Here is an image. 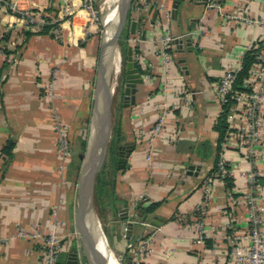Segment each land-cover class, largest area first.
<instances>
[{
  "label": "crops",
  "instance_id": "1",
  "mask_svg": "<svg viewBox=\"0 0 264 264\" xmlns=\"http://www.w3.org/2000/svg\"><path fill=\"white\" fill-rule=\"evenodd\" d=\"M6 1L16 9L0 6V264H43V242L31 237L37 229L55 232L60 240L56 264H70L71 247L75 241L79 245L80 170L72 156L61 158L57 150L52 113L55 108L62 118L73 152L72 144L94 116L101 44L97 25L82 8L83 0ZM158 2L171 11L169 20L155 9ZM172 4L134 0L130 9L137 31L131 33L127 20L126 41L137 47L134 57L143 83L137 85L136 104L120 111L121 146L133 149L117 175L116 201L105 216L124 232L118 244L135 264H233L229 239L247 231L243 173L253 168L235 145L227 151L229 162L237 164L234 180L212 183L202 243L194 242L197 208L217 166L216 127L224 110L215 85L228 68L239 69L247 50L262 38L264 0H186L175 16ZM21 12L40 15L47 23L30 27ZM235 13L254 23L230 19ZM166 22L172 35H185L182 44L167 47L168 64L160 41ZM164 113L163 132L154 136L153 126ZM256 170L264 207V146ZM141 202L149 213L145 222L133 211ZM122 208H129L131 228L121 217Z\"/></svg>",
  "mask_w": 264,
  "mask_h": 264
},
{
  "label": "built area",
  "instance_id": "2",
  "mask_svg": "<svg viewBox=\"0 0 264 264\" xmlns=\"http://www.w3.org/2000/svg\"><path fill=\"white\" fill-rule=\"evenodd\" d=\"M2 3L8 5L10 9H16L15 4L8 3L6 0H0V6ZM155 6V9L166 15L168 20L171 18V11L166 9L163 4L158 2ZM82 8L88 12L91 18L95 17L94 0H83ZM21 16L33 28L47 23L40 15L31 12H21ZM230 19L236 20L242 25L254 23L251 17L239 13L232 14ZM260 23L263 27L262 39H264V18ZM165 26L167 31L160 38V41L165 48L162 52L164 62L168 64L171 58L166 48L176 40H183L185 35L174 36L169 31V22H166ZM55 32L58 34L60 30L56 29ZM241 68L242 66L239 69L228 68L215 85L222 110H227L228 131L221 145L215 175L207 180L204 188V199L197 208L198 222L194 242L202 243L206 238V221L212 195V183L214 180L234 177L237 164L229 162L227 151L235 145L243 157L252 163L253 168L243 173L248 182V191L243 198L247 208L248 228L246 232L233 233L230 236L228 255L233 264H264V207L262 206L263 197L259 192L258 172L256 170V158L264 146V44L256 53L255 63L249 70L248 77L244 80V88L236 89L234 82ZM47 95L50 98L54 96L53 84L48 86ZM165 119L166 113L160 115L155 122L153 126L154 136L162 134ZM52 121L56 133L57 150L61 158H69L72 151L66 127L55 108L52 113ZM57 217L58 211L54 210L53 225L57 224H55ZM21 235L29 236L30 234L22 232ZM31 237L43 242V264H56L60 253V240L55 232L50 231L44 234L42 230L37 229L31 233Z\"/></svg>",
  "mask_w": 264,
  "mask_h": 264
},
{
  "label": "water",
  "instance_id": "3",
  "mask_svg": "<svg viewBox=\"0 0 264 264\" xmlns=\"http://www.w3.org/2000/svg\"><path fill=\"white\" fill-rule=\"evenodd\" d=\"M186 0H173L172 15L178 13V8L181 2ZM191 2L195 0H189ZM207 1V0H203ZM134 0H118L116 5L117 17L113 26L114 31L108 35V28H112V24H108L105 14L102 17L104 27V36L100 44L98 63L95 78L94 89V116L92 123H95V129L91 132L86 152L83 158V165L80 170L78 181V202L76 211V230L80 236L84 255L90 264H109V257L101 243V237L98 229L95 227L96 211L94 209V195L97 176L101 170V166L106 158L109 144L113 134V100L115 97L114 88L112 86V73L110 67L111 49L115 45H119V39L122 29L125 27L128 15ZM137 21H131V33L137 31ZM145 33L142 34V39H145ZM183 40H176V44H182ZM123 68H120V75L117 79L118 89L121 85V73ZM146 73V71H145ZM143 83L142 73L139 63L134 57L133 48L129 47L127 54V62L124 70V88L123 99L124 106L130 107L136 104L137 85ZM133 145H125L120 147L119 151V169L126 166L127 157L131 153ZM193 169V166H191ZM142 202L134 208V213L142 217L143 222L149 218V213L145 214L141 209ZM123 220H128L130 216L129 208L120 210ZM98 215V214H97ZM128 226L131 228L133 223L128 220ZM102 230V228H101ZM104 236L106 234L103 231ZM107 238V237H106ZM81 248L75 241L71 247L69 254L70 264H84L82 261ZM131 264L136 262L130 257ZM122 264L124 262L122 261Z\"/></svg>",
  "mask_w": 264,
  "mask_h": 264
},
{
  "label": "rangeland",
  "instance_id": "4",
  "mask_svg": "<svg viewBox=\"0 0 264 264\" xmlns=\"http://www.w3.org/2000/svg\"><path fill=\"white\" fill-rule=\"evenodd\" d=\"M103 2H104V0H94V9L96 10V15H95V17L94 16L92 17L93 21L97 25V32H98L97 34L99 36L100 43H101L103 36H104V27H103V23H102V17L104 16V13L101 15L100 10H99L100 6ZM115 3H113L112 6L110 8H108V11L114 6ZM127 31L128 30L126 29V27L123 28L121 31L120 39H119V43L121 44V46L124 44V42H126V32ZM126 56L127 55L124 54L123 63H122L123 72L121 73V85H120L118 91L116 92L114 100H113V125H114L115 121L117 120L118 116L120 118V109L124 106L123 88H124V70H125V65L127 62ZM90 135H91V122L89 123V125H87V131L83 132L79 136L80 138H78L76 140V142L74 144H72L73 152L71 153L70 156H72V158L74 159V162H76L78 167H80V170H81L82 165H83V158H80L79 154L82 153L84 156ZM115 146H116V144L113 143V141H110L109 148H108V151L106 154V158H105V160L101 166V170L99 172V174H101V172L106 167H108L110 170H109V173L107 175V179L109 181H111V183L114 182V172H115L114 167H118V165H119L118 159L120 156L119 155L120 149L117 150ZM113 151H114V155L116 153V163L111 168L110 167L111 155H112ZM118 169H119V167H118ZM119 172H121V169L118 171L117 174H119ZM94 209L96 211V214L99 215V219L101 221L103 230L106 234L110 248L115 249L121 255L122 260L127 262L128 253L127 252L125 253L124 249L121 248V246H119L120 244H118V242L122 243L124 241L125 234H124V232L123 233L119 232V230L116 228V226H114V224H112L110 222L109 217L107 220V216H105L106 211L102 207L100 195H98V190H96V189H95V195H94ZM78 243H79V246L81 248L82 242H81L79 235H78ZM81 253H82L81 258H82V261L84 262V264H90L89 261L87 260L86 256L84 255L82 248H81Z\"/></svg>",
  "mask_w": 264,
  "mask_h": 264
},
{
  "label": "trees",
  "instance_id": "5",
  "mask_svg": "<svg viewBox=\"0 0 264 264\" xmlns=\"http://www.w3.org/2000/svg\"><path fill=\"white\" fill-rule=\"evenodd\" d=\"M132 19H135V15H133V13L130 11L129 15H128V21H131ZM49 20V19H48ZM53 24H50V27H53ZM128 36V31L126 32V39ZM264 44V39L260 38L251 48H249L247 50V52L244 55L243 58V63H242V68L241 70L237 73L236 75V79L234 82V86L236 89H242L243 84H244V80L245 78L248 77L249 75V70L251 69L252 65L255 63V58H256V53L259 50V48ZM129 47L133 48V52H134V56L135 53L137 52V47L136 46H132L129 42H124V44L121 46L120 44V48H121V52H122V56L124 58V54H128V49ZM167 50L169 51L170 48H167ZM124 51V52H123ZM127 57V56H126ZM127 59V58H126ZM123 107L120 109V111L122 112ZM119 119V118H118ZM217 131L219 133V146H218V153H217V161H216V165L219 159V154L221 152V145L222 142L224 141L225 137H226V133L228 131V124H227V110L225 109L224 112L221 114L219 120H218V124H217ZM122 120L121 118L119 120H116L114 125H113V134H112V138L111 141H113V143L116 144V149L119 150L121 147V142H122ZM13 144L9 143L8 144V149L12 148ZM81 156H83V154H79V157L81 158ZM116 163V153L114 155V151L111 155V164L110 167L112 168ZM80 170V167L78 168ZM109 168L106 167L101 174H99L97 176V180H96V187L95 189L98 190V195H100V199H101V204L103 209L105 210L107 207L112 206L115 201H116V196H115V185L117 183V173L119 171L118 167H114V182L111 183V181H109L107 179V175L109 173ZM217 170V166L216 169ZM226 183H230L234 180L233 177H225L223 179ZM258 182H260V178H258ZM150 210L153 209V207L149 208ZM99 216V215H98ZM128 256V260L127 262L121 260L119 257V261L122 264V261L124 262V264H131L129 259H130V254L127 255Z\"/></svg>",
  "mask_w": 264,
  "mask_h": 264
},
{
  "label": "bare ground",
  "instance_id": "6",
  "mask_svg": "<svg viewBox=\"0 0 264 264\" xmlns=\"http://www.w3.org/2000/svg\"><path fill=\"white\" fill-rule=\"evenodd\" d=\"M116 2V3H115ZM118 0H104V2L100 6V13L101 15L104 13L106 21L108 24H112V28H108V35H111V33L114 31L115 26H113L114 22L116 21L117 17V11H116V5ZM114 6L108 11V8ZM122 66V52L119 45H115L111 49V55H110V67H111V73H112V86L114 88V93L118 91V81L120 75V68ZM95 129V123L91 124V132ZM95 227L99 231V235L101 237V243L103 245L104 250L106 251L107 256L109 257V264H121V262L118 259V256L116 255V252L113 248H110V245L108 243L107 238L103 234V227L101 224V221L99 219V216L96 214L95 216ZM102 228V230H101ZM105 233V232H104Z\"/></svg>",
  "mask_w": 264,
  "mask_h": 264
}]
</instances>
